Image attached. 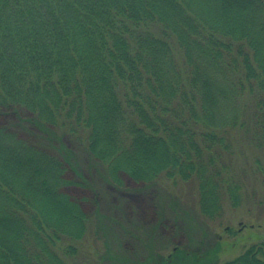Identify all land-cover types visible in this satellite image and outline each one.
<instances>
[{
  "label": "trees",
  "instance_id": "1",
  "mask_svg": "<svg viewBox=\"0 0 264 264\" xmlns=\"http://www.w3.org/2000/svg\"><path fill=\"white\" fill-rule=\"evenodd\" d=\"M18 107L116 187L193 182L200 214L219 218L243 198L238 140L264 173V0H0V115ZM67 155L0 125V264L99 256L97 216L65 192L89 187ZM223 264H264V242Z\"/></svg>",
  "mask_w": 264,
  "mask_h": 264
},
{
  "label": "rangeland",
  "instance_id": "2",
  "mask_svg": "<svg viewBox=\"0 0 264 264\" xmlns=\"http://www.w3.org/2000/svg\"><path fill=\"white\" fill-rule=\"evenodd\" d=\"M30 115L18 107L3 112L0 125L54 153L69 151L68 176L80 180L82 174L89 187L73 184L65 192L97 216L88 246L99 253L93 264H223L264 242V173L253 168L260 154L242 139L234 145L233 167L244 183L243 198L238 206L225 201L222 215L212 220L200 214L193 182L178 186L184 187L180 191L123 174V185L116 187L82 145L51 127H38Z\"/></svg>",
  "mask_w": 264,
  "mask_h": 264
}]
</instances>
